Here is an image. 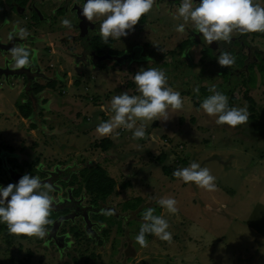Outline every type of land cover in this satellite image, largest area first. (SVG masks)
I'll return each instance as SVG.
<instances>
[{"label": "rangeland", "instance_id": "obj_1", "mask_svg": "<svg viewBox=\"0 0 264 264\" xmlns=\"http://www.w3.org/2000/svg\"><path fill=\"white\" fill-rule=\"evenodd\" d=\"M151 15H154L152 11L147 13L148 17ZM153 19L150 22L155 27H162ZM143 37L128 39L124 48L129 49ZM149 37V42L158 41L152 31ZM167 45L171 46L170 41ZM148 53L157 56L156 62L161 56L158 49L152 51L146 45V48L142 47L139 60H129L128 67L122 66L126 69L123 72L127 71L123 75L86 70L82 84L64 91L65 98L73 104H68V111L66 104H62L65 105L63 108L56 107L60 102L56 97L53 108L58 114L64 115L66 111L70 119L63 125L58 117L53 118L59 122L49 125L63 134L56 133L55 139L52 138L54 147L47 153L37 154L33 163L20 165L14 155L4 153L2 156L4 162L18 166L19 170H22L21 166L27 168L34 164L42 168L56 163L61 166L76 164L79 167L77 173H71V180L59 182L63 185L76 183V177L77 182L80 177L83 181L95 166L103 169L115 182V187L106 203L110 202L114 209L101 208L90 213L99 224L95 230L101 242L93 243L87 234L76 233L79 229L76 226L67 238L70 249L65 253L66 257L58 258V252L45 242V237L9 234L6 224L0 223V264H264V71L259 64H250L248 74L240 76L244 86L237 90L233 82L236 77L226 85L229 67H218L219 72L214 71L215 74L206 70L208 58L214 59L210 65L215 63L216 66L218 62L209 50H205L199 72L186 71L190 66L182 62L177 64L180 73L174 74L173 70L166 74L168 85L181 93L182 109H169L167 120L137 121V126L145 125L143 139H133L131 131L116 129L113 136H106L111 143L103 151L97 145L101 138L96 127L112 115L109 108L113 96L123 92L140 95L133 77L137 71L154 68L146 62ZM135 54H138L137 50ZM193 71L198 73L196 82L189 74ZM197 84L205 85L206 90L199 87V93H195L193 89ZM212 86L228 97L229 107L247 110V123L236 127L217 125V117L200 109L202 100L213 94L209 91ZM55 87L59 90L60 86ZM242 92L251 95V109L247 108ZM100 103H103L102 110ZM75 110H78L79 118L73 117ZM10 141L7 135H0V146L6 151L12 149ZM43 144L41 136L40 148ZM161 150L167 155L168 173L151 160L152 155ZM193 161L210 169L216 178L215 191H207L194 182L184 183L173 176L174 170L188 167ZM2 168L0 160V170ZM37 174L39 179L44 175L42 171ZM86 193L85 199L88 198ZM162 197L175 198L177 214L161 208L157 201ZM102 204L103 199L97 206ZM149 207L155 209V215L168 221L167 230L172 234L170 243L151 234H146L147 247L135 242L143 223L142 214ZM119 214L125 219H120ZM54 215L51 211L49 219Z\"/></svg>", "mask_w": 264, "mask_h": 264}, {"label": "flooded vegetation", "instance_id": "obj_2", "mask_svg": "<svg viewBox=\"0 0 264 264\" xmlns=\"http://www.w3.org/2000/svg\"><path fill=\"white\" fill-rule=\"evenodd\" d=\"M84 1L0 0V135L10 137L12 145L9 151L0 146V160L3 165L0 170V186L6 187L9 183H18L25 174L38 177L37 173L42 171L44 175L40 179L41 183L50 184L53 189L50 195L53 197L52 212L55 214L50 219L52 223L46 227L45 242L54 246L58 252V258L64 257L70 249L67 238L71 234V229H75L76 226L79 228L76 233L80 231L87 234L93 243L100 241L101 237L95 230L99 224L91 218L90 213L98 212L101 208L107 210L114 208L110 202L106 204L111 194L96 198L87 192L88 198L85 199L86 191L82 177L79 182L76 177V183L70 182L65 185L59 183L71 180V173H77L79 169L76 164L61 166L56 163L47 168L34 164L33 167L27 168L21 166L22 170H19L18 166L4 162L2 156L5 153L14 155L17 164L33 163L37 154L47 153L51 147H54L52 138L55 139L56 133L59 135L63 133H59V130L49 124L56 121L58 123L61 120V123L65 125L67 119H70L66 111L64 115L58 114L53 108L52 103L56 97H59L61 102L56 107L63 108L65 105L62 104H66L68 111V104H72V101L65 98L64 91L72 84L74 86L82 84L86 70L94 69L103 73L107 71L112 75L113 73L126 74L127 71L123 72L122 66L128 67L129 60H139L142 47L146 48V45L152 51L158 49L161 54L157 62L156 55L146 54V62L149 61L151 64L149 67H157L165 74H171L173 70L174 74L180 73L177 64L182 62L190 66L186 71L191 69L190 71L199 72L200 60L205 50H209L213 58H217L222 52H229L235 56L238 63H234L227 70L229 80L226 85L231 83L232 77H236L233 82L237 85V90L244 86L240 76L248 74L250 64H259L264 71V32L234 33L231 43L221 41L208 45L204 42L202 34L197 33L191 23L186 25L182 33L175 30L177 24L183 22L174 19L181 0H156L151 10L154 15L148 17L145 14L127 36L120 37V40L109 37V41L105 43L99 35V26L103 17H97L93 22H89L84 17L78 16L77 11ZM255 2L264 7V0H255ZM198 3L199 0H194V4ZM81 12L82 10H79V14ZM62 19H68L71 27L62 26ZM150 19L155 20L156 25L162 27H155ZM20 28L26 29L29 33L26 38L22 39L13 33L14 29ZM150 31L157 36L156 43L149 42L151 40ZM10 34H12L11 39ZM141 36H144L142 41L132 44L129 49L124 48L128 39ZM169 41L171 46L167 45ZM14 46H22L30 50L31 64L29 67L21 69L13 67L10 50ZM135 50L138 54H135ZM207 60L209 65L206 66L208 67L206 70L210 73L211 71L212 73L219 72L218 67L221 66L218 63L216 66H214L215 63L210 65L214 59L208 58ZM70 65L73 74H69L65 68V66L70 68ZM167 67H169L168 71ZM194 71L189 74L196 82L198 73ZM68 79L71 80L69 84H67ZM57 84L60 86L59 90L55 87ZM197 86L206 90L205 85L197 84L195 88ZM77 111L75 110L72 114L74 118L78 117ZM54 117H58L59 121L53 120ZM60 131L63 132L62 129ZM41 136L44 144L40 148ZM102 199L104 204L97 206L102 203ZM117 216L125 219V216L120 214ZM84 219L89 222L88 232L84 229ZM52 225H56L53 230ZM61 225L63 229L60 230Z\"/></svg>", "mask_w": 264, "mask_h": 264}, {"label": "clouds", "instance_id": "obj_3", "mask_svg": "<svg viewBox=\"0 0 264 264\" xmlns=\"http://www.w3.org/2000/svg\"><path fill=\"white\" fill-rule=\"evenodd\" d=\"M155 3L156 0H86L81 15L89 22L103 17L99 35L107 43L109 37L120 40V37L127 36ZM174 19L183 21L177 24V32H184L186 25L191 23L208 45L221 41L231 43L234 33L264 32V7L255 0H199L198 4H194V0H181ZM61 25L71 27V22L62 19ZM13 33L22 39L29 35L24 28L14 29ZM10 52L14 68L30 66L29 49L14 46ZM235 59L225 51L218 55L217 62L221 67L228 68L235 63ZM133 81L140 95L123 92L111 98L109 111L112 115L96 127L100 138L113 136L116 129L123 128L132 132L133 139H143L146 136L145 125L141 123L137 126V121L167 120L169 109L177 111L183 108L181 93L168 85V77L163 70L147 68L137 71ZM193 91L198 94L199 87ZM209 91L213 94L202 100L200 109L209 116L217 117V125L236 127L248 122L245 108L229 107L228 97L217 91L215 86ZM173 176L184 183L194 182L207 191L216 190V178L210 169L201 167L195 161L188 167L174 170ZM52 191L50 184H42L39 177L29 174L23 175L18 183L0 186V223L6 224L9 234L43 239L47 235L46 226L52 223L49 219ZM157 203L170 214L179 211L173 197H162ZM154 212L155 209L149 207L142 214L143 223L135 237V242L141 247L148 246L146 234L169 243L172 240V234L167 230L168 221Z\"/></svg>", "mask_w": 264, "mask_h": 264}, {"label": "trees", "instance_id": "obj_4", "mask_svg": "<svg viewBox=\"0 0 264 264\" xmlns=\"http://www.w3.org/2000/svg\"><path fill=\"white\" fill-rule=\"evenodd\" d=\"M128 83L131 85L130 82ZM239 91L241 92L242 90ZM242 96L246 101V104H248L247 108L251 109L253 103L251 95H249L247 92H242ZM110 143L111 139L109 137H104L97 142V145L99 149L104 151L107 149ZM166 158L167 155L165 150H161L157 154L152 155L151 160H154V165L159 166L161 170L166 173L168 171V166H165L167 164ZM175 160L178 162L179 158L176 157ZM172 162L174 163L175 161L172 160ZM87 176L88 178L83 179V187L86 192L93 195L94 197L97 196L101 198L114 192L115 182L111 178L107 177L103 169L100 167L95 166L92 168Z\"/></svg>", "mask_w": 264, "mask_h": 264}, {"label": "water", "instance_id": "obj_5", "mask_svg": "<svg viewBox=\"0 0 264 264\" xmlns=\"http://www.w3.org/2000/svg\"><path fill=\"white\" fill-rule=\"evenodd\" d=\"M85 2H86V0H85L84 2H82V5H83ZM81 8H82V7H80V8L78 9L77 14H78V16L83 17L81 14H79V10H82ZM4 49H7V48H4ZM83 218H85V216H84ZM55 227H56V225H52V230H53ZM88 228H89V222H88V220L84 219V229H85L86 232L89 231Z\"/></svg>", "mask_w": 264, "mask_h": 264}, {"label": "crops", "instance_id": "obj_6", "mask_svg": "<svg viewBox=\"0 0 264 264\" xmlns=\"http://www.w3.org/2000/svg\"><path fill=\"white\" fill-rule=\"evenodd\" d=\"M71 66V65H70ZM65 68L67 69V71H68V73L69 74H73V69H72V71L70 70V68H69V66H65ZM69 82H71V80H69L68 79V83L67 84H69ZM70 90L69 91H71L73 88H74V84H72V85H70ZM72 97V96H71ZM70 101V100H69ZM71 102V101H70ZM99 108H101V110L103 109V103H100L99 104ZM70 124V123H69ZM71 125V124H70Z\"/></svg>", "mask_w": 264, "mask_h": 264}]
</instances>
